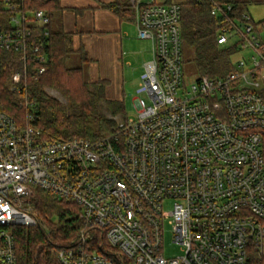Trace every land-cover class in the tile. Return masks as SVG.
<instances>
[{
    "label": "built area",
    "instance_id": "2783aa9c",
    "mask_svg": "<svg viewBox=\"0 0 264 264\" xmlns=\"http://www.w3.org/2000/svg\"><path fill=\"white\" fill-rule=\"evenodd\" d=\"M130 6L153 49L138 87L148 100L136 98L135 116H117L100 138L50 140L32 113L20 125L0 109V264H17V228L37 224V187L81 207L83 228L58 249L59 264H246L250 251L264 261V38L249 13L214 2L218 44L250 49V58L187 82L181 3ZM49 21L43 10L17 13L0 29V49L25 69L35 58L43 73L45 45L32 25ZM167 220L181 255L163 252Z\"/></svg>",
    "mask_w": 264,
    "mask_h": 264
},
{
    "label": "trees",
    "instance_id": "16d2710c",
    "mask_svg": "<svg viewBox=\"0 0 264 264\" xmlns=\"http://www.w3.org/2000/svg\"><path fill=\"white\" fill-rule=\"evenodd\" d=\"M261 1L264 0H185L181 3L183 57L185 47L194 49L193 61L199 76H221L234 67L235 47H223L217 42V19L211 13L213 3H230L241 14L247 12L249 3ZM105 6L122 19L135 20L129 5ZM63 9L60 0H0V29L11 28L12 17L17 13L43 10L50 19L45 25L36 22L32 25L33 40L45 45L43 53L47 61L43 73L37 74L39 62L35 58L26 61L25 69L18 53L0 49V109L20 125L32 113L31 122L39 128L43 139L100 138L115 130L117 116L126 117L125 101L107 98V80L88 78L86 67L90 59L84 47L75 49L72 33L60 26ZM73 54L79 56V63L70 66L68 62ZM16 72L23 74L18 82L13 80ZM17 87H22V91L18 92ZM47 88L58 90L65 102L51 97ZM26 101L29 106L25 105ZM32 209L37 224L17 228L14 239L17 264H59L58 249L72 245L83 228L81 207L71 199L37 187ZM263 263L254 251L249 252L246 264Z\"/></svg>",
    "mask_w": 264,
    "mask_h": 264
},
{
    "label": "crops",
    "instance_id": "0c3cea01",
    "mask_svg": "<svg viewBox=\"0 0 264 264\" xmlns=\"http://www.w3.org/2000/svg\"><path fill=\"white\" fill-rule=\"evenodd\" d=\"M130 1L60 0L64 8L60 26L72 33L75 49L84 47L90 59L86 67L89 79L108 81L106 95L109 99L124 100L123 91L118 85L123 88L125 72L133 66L132 56L137 53L135 45L138 38H142L138 35L134 21L122 19L105 5L130 6ZM155 1L183 3L185 0ZM148 61H144L143 68Z\"/></svg>",
    "mask_w": 264,
    "mask_h": 264
},
{
    "label": "rangeland",
    "instance_id": "374dc122",
    "mask_svg": "<svg viewBox=\"0 0 264 264\" xmlns=\"http://www.w3.org/2000/svg\"><path fill=\"white\" fill-rule=\"evenodd\" d=\"M247 13H249L257 26V31L264 38V1L252 2L247 5ZM3 20V18L1 19ZM12 22V20H11ZM138 37V36H137ZM222 46V45H221ZM224 47V46H223ZM137 53L132 56L133 66L125 72L124 86L118 85L121 92L123 91L125 110L128 117L135 116L136 113V98H144L148 100L144 93L138 92L139 83L141 80V74L145 71L143 68L145 60H151L153 58L152 42L148 39H139L135 45ZM251 55L250 49H242L233 54V61L236 62L239 59L249 60ZM184 76L187 82H192L199 77V72L196 64L194 63V49L190 46L185 47L184 51ZM79 63V56L73 54L70 57L68 64L70 66L77 65ZM88 76V74H87ZM89 78V77H88ZM48 94L61 101L65 102L63 95L58 91L51 88H47ZM107 96V95H106ZM108 98V97H107ZM173 200H166L164 203L165 210L168 211L172 208ZM173 229L172 225L167 220L165 223L164 233V249L163 252L167 257H174L183 253L182 245L173 242Z\"/></svg>",
    "mask_w": 264,
    "mask_h": 264
}]
</instances>
